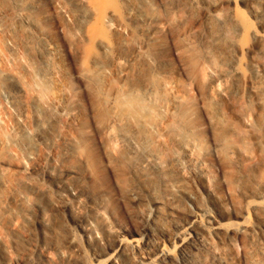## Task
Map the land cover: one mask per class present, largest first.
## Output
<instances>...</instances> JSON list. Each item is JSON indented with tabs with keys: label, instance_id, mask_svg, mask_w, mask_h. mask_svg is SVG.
I'll use <instances>...</instances> for the list:
<instances>
[{
	"label": "bare ground",
	"instance_id": "bare-ground-1",
	"mask_svg": "<svg viewBox=\"0 0 264 264\" xmlns=\"http://www.w3.org/2000/svg\"><path fill=\"white\" fill-rule=\"evenodd\" d=\"M236 2L0 0V264H236L239 235L264 264L210 176L237 210L264 189V34Z\"/></svg>",
	"mask_w": 264,
	"mask_h": 264
},
{
	"label": "rangeland",
	"instance_id": "rangeland-1",
	"mask_svg": "<svg viewBox=\"0 0 264 264\" xmlns=\"http://www.w3.org/2000/svg\"><path fill=\"white\" fill-rule=\"evenodd\" d=\"M236 3L237 4L235 5L237 6L233 7V11H235V13L238 14L241 19L253 26L255 30L264 34V15L257 17L250 13V7H253L259 11H264V0H237ZM2 34H4V31L3 28L0 27V36ZM0 52H2V50ZM3 55L5 57L3 56L4 59L2 57L3 61L1 63H3V65H6V67L11 66L9 65L11 64V62H9V54H6L4 52ZM7 57L9 58V61H7ZM7 62H9V64ZM177 64L179 67H181L180 63ZM244 103L246 104V102ZM206 143L208 149L213 152L215 148L212 138L207 136ZM254 165V167L257 169V172H260L261 168L259 165H257V162ZM243 167L244 165L240 164L236 166V169L243 171ZM231 171L232 169L226 166L222 160L217 159L213 164L212 172H210V176L214 180L215 187L213 189L215 191V196L218 197V199H220L225 206V210H221V212L219 213V215L221 216L219 219V223H223L224 225H222L224 226V228H232L234 230L245 225L254 227L256 233L255 239L257 241V244L258 246L260 244L259 248L264 250V221L256 224L255 210V208H264V189L261 188V194L258 197L251 194L244 195V197H238L239 193L237 191L235 195L241 200V202L244 204L243 207L245 208L244 210H237L235 207V198L233 196V193L228 190L226 181V177ZM191 186L196 189L198 188V183H194ZM190 205L192 206V204L188 203V208L194 209L192 208L193 206L191 207ZM234 245L236 264H245L244 247L242 243V237L240 235L236 238ZM12 259H14V256H11L9 260L4 262L3 264H9L10 262V264H23L21 262H12Z\"/></svg>",
	"mask_w": 264,
	"mask_h": 264
}]
</instances>
